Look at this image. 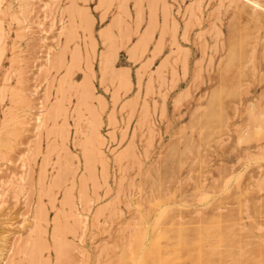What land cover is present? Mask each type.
<instances>
[{
    "label": "rangeland",
    "instance_id": "rangeland-1",
    "mask_svg": "<svg viewBox=\"0 0 264 264\" xmlns=\"http://www.w3.org/2000/svg\"><path fill=\"white\" fill-rule=\"evenodd\" d=\"M79 1L76 2L79 8H86L93 18L91 101L99 116L97 132L104 138L94 145L107 163L103 164L94 150L97 172L94 179L83 172L82 158L84 136L90 131L93 115L86 107L78 114L73 111L75 89L86 70L84 53L89 48L85 47L88 40L80 29L79 36L69 43L65 65L76 44L83 60L68 80L74 91L68 89L66 99L63 98L65 118L57 119L58 126L66 119L68 134L60 138L57 128L52 131V120L45 118L60 95L57 81L65 73V65L60 69L54 62L65 44L68 26L65 7L70 6V0H0V28H3L0 35L4 36H0L3 40L0 42V55L3 54L0 56V139L7 140L0 142V249L1 257L4 256L1 264H120L124 254L125 264H140L142 258L146 259L145 264H210L211 261L232 264L236 260L233 264L249 261L248 264L257 261L264 264V5L261 6L264 0H257L263 10L261 14L259 7L246 0H165V4L160 0L157 25L144 49H135V45L147 23V15L140 32L134 34L133 0L128 1V15H118L120 0L113 1L104 20H100V9L95 8L98 0ZM164 5L167 23L162 27ZM144 9L147 13L146 5ZM118 16H122V23L112 28L116 52L113 66L117 73L123 74V79H112L109 75L107 79L106 75L104 80L99 63L106 46L98 33L112 25ZM160 32H163L161 36ZM98 98L105 103L103 109ZM37 115L48 120L42 119L45 126L37 125ZM43 158H47L46 162ZM63 166L68 173L65 184L47 191ZM43 167L46 183L41 188ZM82 175H86L84 192L80 190ZM62 187L73 190V204L68 203L72 208L62 200L65 192ZM39 203L45 206L48 221L47 224L41 221L40 226L35 220ZM228 211L233 216L229 217ZM223 217L232 223L231 228L227 220L223 223ZM249 218L253 224H248ZM53 222L61 225L63 237L60 238L65 242L61 262L56 261L52 245ZM240 222L251 231L244 224L242 228ZM41 227L47 248L42 253L37 251L41 256L38 259H42L36 260L37 263L30 260L26 242L36 238V230L40 229L37 233H41ZM205 227H210L206 229L209 239L203 238L206 241L201 238L203 234L208 238L207 233L201 234ZM211 231L216 232L217 239H213ZM187 234L189 237L184 239ZM163 244L167 246L163 248ZM208 245L212 248L218 245L217 250L214 247L216 252ZM225 246L236 249L230 251ZM124 250L127 252L123 253ZM147 251L151 252L149 258L145 255ZM171 251L177 259L166 258V253L171 255Z\"/></svg>",
    "mask_w": 264,
    "mask_h": 264
},
{
    "label": "bare ground",
    "instance_id": "bare-ground-1",
    "mask_svg": "<svg viewBox=\"0 0 264 264\" xmlns=\"http://www.w3.org/2000/svg\"><path fill=\"white\" fill-rule=\"evenodd\" d=\"M3 1H5V0H3ZM79 1V0H78ZM78 1H76V2H78ZM88 1V0H87ZM113 1H114V3H115V0H98V3L96 4V6H95V8L96 9H100V20H104L106 17H107V15H108V13H109V6L110 5H112V3H113ZM119 1V0H118ZM117 1V2H118ZM128 1L129 0H120V2H119V4H118V12L120 11V13H118V15L119 14H126L127 13V15H128ZM131 1V0H130ZM134 1V8H135V11H134V14H135V18H134V22H135V29H134V34H137L138 32H140V28H141V24L144 22V20L146 19V15H147V23H146V25H145V27H144V29L142 30V32H141V35H140V37H139V39H138V42L136 41V45H135V49H140V48H142V49H144L145 48V46L148 44V42L151 40V38H152V35H153V32H154V30H155V28H156V25H157V12H156V10H157V5H158V2L160 1V0H133ZM231 1H233V0H231ZM230 1V2H231ZM235 1V0H234ZM236 1H238L239 2V0H236ZM235 1V2H236ZM246 1H250V3L251 4H253L254 6H257V8L259 7V10L261 9L260 7L262 6V5H264V3H262L261 2V6L259 5V3L260 2H258L257 0L255 1V0H246ZM76 2H75V0H70V6L68 7V6H66L65 8V10H66V13H67V19H68V26H66V31H67V33H66V38H65V44L63 45V47L61 48V50L56 54V57H55V62L54 63H56L57 65H58V67L60 68H62L64 65H65V60H66V53H67V50H68V48H69V43L71 42V41H73L75 38H77V35H78V33H79V29L82 31V33H83V36H84V39L86 38L87 40H88V42L87 41H85L84 42V44H86L85 45V47L87 46V47H89V48H87V52L86 53H84L85 55H84V62H85V67L84 68H86V70H85V72L83 73L84 75H83V77H82V79H81V81L77 84L78 86H77V89H75V94H74V96L77 94V96H76V105H75V108H73V111H75V113H80L81 111H83L82 110V108L83 107H86V111H88V113L90 112L92 115H93V117L91 118L92 119V124H91V128H90V131H89V133H88V135H86V137L84 136V138L86 139L85 141H84V143H83V150H82V153H83V168H84V170H83V172L85 171V172H87L88 173V177H90V179H94V177H96L97 175H96V173L97 172H95L96 171V169H95V167H94V165H95V163H96V159H95V156H93L94 154H95V151L94 150H96L97 151V155H99L100 156V158L99 159H101V161H102V163L103 164H105L104 162H105V158L106 157H103V155L101 154V152L99 151V149H98V146H96V145H94V143L95 142H97V144L98 143H101V138L102 137H100L99 136V132H97V126H98V118H99V116L97 115V110L96 109H94L93 108V106L94 105H92V90H94V89H92L94 86L91 84L92 82H91V76H92V73H93V71L94 70H92V65H91V57L93 56V53H94V39H93V34H92V24H93V18H92V15L88 12V10L85 8V9H83V8H79L80 6H78L77 4H76ZM80 2V1H79ZM82 2V1H81ZM86 2V1H85ZM238 2L236 3V4H238ZM3 3V2H2ZM68 3V2H67ZM83 3V2H82ZM162 3V2H161ZM166 2H165V0H163V4H165ZM229 3V2H228ZM232 3V2H231ZM69 4V3H68ZM194 4H196V3H194ZM234 4V3H233ZM249 4V3H248ZM250 4V5H251ZM146 5V8H147V13H146V11H145V9H144V6ZM197 5V4H196ZM231 5V4H230ZM245 5V4H244ZM249 5V6H250ZM253 5H251V6H253ZM197 6H199V5H197ZM196 6V7H197ZM235 6H237L236 8H238L239 6L238 5H235ZM0 7H1V5H0ZM68 7V8H67ZM85 7V6H84ZM87 7V6H86ZM191 7V6H190ZM189 7V8H190ZM200 7V6H199ZM247 7V6H246ZM89 8V7H88ZM241 8H243V10H244V8L245 7H241ZM240 8V9H241ZM251 8V7H250ZM253 8V7H252ZM251 8V9H252ZM255 8V7H254ZM257 8H255L256 9V11H257ZM194 9V8H193ZM245 9H247V8H245ZM1 10V9H0ZM9 10V9H8ZM46 10V9H45ZM97 10V11H98ZM166 10H167V7H165V5H164V7H163V11H164V13H163V21H162V27L163 26H166V21H167V12H166ZM190 10V12H189V14L191 13V8L189 9ZM199 10V9H198ZM250 10V9H249ZM244 11H247V10H244ZM261 11H263V10H260V14H261ZM255 12V11H254ZM253 12V13H254ZM130 13V12H129ZM199 13V12H198ZM47 14V13H46ZM169 14V13H168ZM256 14V13H255ZM11 15V14H10ZM130 15V14H129ZM191 15V14H190ZM201 15V14H200ZM248 15H250V14H248ZM259 15V14H258ZM14 16V15H13ZM123 16V15H122ZM122 16H118L116 19L115 18H112L111 20H113V19H115V20H113L114 22L112 23V25L110 24L109 26H107L105 29H102V30H100V33H98L99 34V36H100V40L102 39V42L105 44V46H106V50L102 53V54H100L101 55V58H100V74H101V77L103 78V77H105L106 75H107V79H108V75H109V77L110 78H112V79H116L117 77L120 79V77H122V79H123V74H121V73H117L116 72V70H114V61H115V59H116V52H114V49H115V41H114V32H113V30H112V28H113V26H115V27H119L120 25H121V23H122ZM192 16H194V15H192ZM257 16V15H256ZM261 16V15H260ZM114 17V16H113ZM127 17V16H126ZM129 17V16H128ZM189 17V16H188ZM198 17V16H197ZM259 17V16H258ZM262 17V16H261ZM11 18H13V17H11ZM260 18V17H259ZM263 18V17H262ZM126 19V18H125ZM257 19V18H256ZM127 20V19H126ZM259 20V19H258ZM127 22V21H126ZM126 22H123V24L125 25V23ZM231 23V22H230ZM1 25V24H0ZM128 25V24H127ZM1 27V26H0ZM63 27V26H62ZM62 27H60L61 29H62ZM123 27V26H122ZM161 27V28H162ZM127 27L125 26V29H126ZM164 28H166V27H164ZM1 29H3V28H0V31H1ZM123 29V28H122ZM132 29V28H131ZM176 29V28H175ZM186 29V28H185ZM64 30V29H63ZM124 30V29H123ZM129 30V29H128ZM161 30H163V28L161 29ZM3 31V30H2ZM1 31V32H2ZM5 31V30H4ZM131 31V30H130ZM186 31V33H187V30H185ZM6 32V31H5ZM65 32V31H64ZM131 32H133V31H131ZM166 32V31H165ZM124 33V32H123ZM163 32H160V36H161V34H162ZM8 35V34H7ZM115 35H116V33H115ZM118 35H119V33H118ZM1 37H2V35H0ZM79 36V35H78ZM1 37H0V42H2L1 41ZM4 37V36H3ZM2 37V38H3ZM7 37H9V36H7ZM128 37V39H129V37L130 36H127L126 35V37L125 38H127ZM117 38V37H116ZM124 38V37H123ZM161 38V37H160ZM121 39V38H120ZM120 39H118V40H120ZM128 41V40H127ZM158 41H160V39L158 40ZM5 42H6V40H5ZM75 42V41H74ZM122 42H123V40H122ZM121 42V43H122ZM125 42V41H124ZM123 42V43H124ZM87 43H88V45H87ZM118 43V42H117ZM122 43V44H123ZM159 43V42H158ZM157 43V44H158ZM120 44V43H119ZM125 44V43H124ZM1 45V44H0ZM103 45V44H102ZM74 46V45H73ZM121 47V46H120ZM119 47V48H120ZM155 48L157 49V47L155 46ZM8 49H9V47H8ZM70 49V48H69ZM160 49V48H159ZM0 50H1V47H0ZM4 50H6V49H4ZM133 50V49H132ZM115 51H117V50H115ZM131 51V50H130ZM134 51V50H133ZM158 52H159V50H158ZM70 53V56H69V60H68V63L65 65V73H64V75H62V78L60 79V81H59V79H58V85H57V87L58 88H56L57 90H58V92L60 93V95H59V97H57V99L54 101V103L51 105V107H49V111H48V113H47V115H45V118H48L49 119V121L50 120H52V125L51 126H53V129H52V131H54L56 128H57V130L60 132V138H64L62 135H64V136H66V134H68V132H67V126H66V124L68 123V122H66V119L64 120V118H65V116H64V114H65V112L67 113V111H65L66 110V107H64V105H63V102H64V100L66 99V98H64V96L66 95V93L68 92V89H70V90H73V88L71 89V85H70V83H69V81L68 80H70L69 78H70V76H72L73 74V70H74V68L76 69V67H77V65L78 64H80L81 62V60H83L82 58H83V54H82V51H81V49H80V47H79V44L77 45H75L72 49H71V51L69 52ZM95 54V53H94ZM133 54H134V52H133ZM3 55V54H2ZM2 55H0V56H2ZM5 55V54H4ZM66 57V58H65ZM100 57V56H99ZM1 58L2 57H0V61H1ZM52 60H54L53 58H52ZM52 60H51V62H52ZM49 62H50V60H49ZM50 62V63H51ZM83 62V61H82ZM49 63V64H50ZM53 63V62H52ZM164 63V62H163ZM1 64V63H0ZM185 64V63H184ZM54 65V64H53ZM161 65H163V64H161ZM1 66V65H0ZM184 66V65H183ZM57 67V66H56ZM79 67V66H78ZM60 68V69H61ZM184 68V67H183ZM7 75V74H6ZM10 75V74H9ZM5 79H6V77H5ZM104 79V78H103ZM102 79V80H103ZM118 79V80H119ZM7 80H9V78L7 79ZM72 80V79H71ZM104 80H106V79H104ZM104 80H103V82H104ZM101 81V80H100ZM111 81V80H110ZM4 82V81H3ZM102 82V83H103ZM109 82V81H108ZM8 83V82H7ZM5 84V83H4ZM106 84V83H105ZM126 84V83H125ZM73 85H76L75 84V82H74V84ZM121 85V84H120ZM2 86V85H1ZM5 86H6V84H5ZM93 86V87H92ZM106 86V85H105ZM123 87V86H122ZM75 88V87H74ZM1 89V88H0ZM5 88H3V90H4ZM55 89V90H56ZM57 90H56V92L55 93H57L58 94V92H57ZM5 91V90H4ZM74 91V90H73ZM72 92V91H71ZM4 93V92H3ZM70 93V92H69ZM57 94H55V98H56V95ZM117 94V93H116ZM113 96V95H112ZM69 97H70V94H69ZM97 98V96H94V98ZM116 97V96H115ZM63 98H64V100H63ZM69 99V98H68ZM115 99H117V98H115ZM98 104H99V107H100V109H103V107H104V101L101 99V98H98ZM65 108V109H64ZM98 109V108H97ZM45 113V114H46ZM6 114V113H5ZM41 114V113H40ZM39 114V115H40ZM99 114V113H98ZM39 115H37V117H36V120L35 121H37V125H39L40 126V124H42L44 121H42V119L43 118H41L42 117V115H41V117L39 116ZM92 115H90V116H92ZM68 116V115H67ZM74 116V115H73ZM110 116V115H109ZM7 117V116H6ZM62 118V117H64L63 118V120L64 121H62L61 122V126H58L57 125V119H59V118ZM142 117V116H141ZM94 118V119H93ZM143 118V117H142ZM35 119V118H34ZM111 119V118H110ZM43 120H45L46 122H48V120L47 119H43ZM145 120V119H144ZM89 121V120H88ZM111 121H113V120H111ZM110 121V122H111ZM140 122V121H139ZM143 122V121H142ZM224 122V121H223ZM90 123H91V121H90ZM45 123H43L42 125H44ZM101 124V123H100ZM69 125V124H68ZM4 126V125H3ZM45 126V125H44ZM87 126H88V124H87ZM89 126H90V124H89ZM100 126V125H99ZM99 126H98V128H99ZM50 129L52 128V127H49ZM5 129V128H4ZM89 129V128H88ZM86 130V129H85ZM46 131H48V130H46ZM76 131V130H75ZM6 132H8V131H6ZM5 132V133H6ZM56 132V131H55ZM55 132H54V134H55ZM81 132H82V130H81ZM81 132H77V133H81ZM262 132V131H261ZM75 133V132H74ZM53 134V135H54ZM255 134V133H254ZM7 135V133L5 134V135H3L4 137ZM47 136H49L48 135V133H47ZM57 136H58V134H57ZM68 136V135H67ZM3 138V137H2ZM6 138V137H5ZM4 138V139H5ZM65 138H67L68 139V137H65ZM102 139H104V138H102ZM76 140V139H75ZM2 141H5V140H1L0 139V142H2ZM54 141V140H53ZM66 141V140H65ZM79 141V140H78ZM81 141V140H80ZM6 143H7V140L5 141ZM103 142V141H102ZM5 143V144H6ZM50 143V142H49ZM52 143V142H51ZM54 143V142H53ZM52 143V144H53ZM78 143H80V142H78ZM3 144V143H2ZM51 144V145H52ZM64 144V143H63ZM104 144V143H103ZM103 144H101V146L103 145ZM1 145V144H0ZM50 145V146H51ZM48 147H49V145H48ZM54 147H56L55 145H54ZM47 148V147H46ZM100 148V147H99ZM51 149V148H50ZM48 150V149H47ZM37 151V150H36ZM39 151V150H38ZM125 152H127V149L125 150ZM48 152H46V154H47ZM120 153V152H119ZM120 156V155H119ZM45 157V156H44ZM47 157V156H46ZM50 158V157H49ZM60 158V157H59ZM65 158H66V160L65 161H68L67 160V157L65 156ZM33 159V158H32ZM47 159V158H46ZM45 159V160H46ZM97 159H98V157H97ZM120 159H122L121 157H120ZM119 159V160H120ZM44 160V158H43V161H45ZM61 160V159H60ZM64 160V159H63ZM78 160V159H77ZM116 160H118V159H116ZM42 161V163H44ZM49 161V160H48ZM65 161H64V163H65ZM46 162V161H45ZM60 162V161H59ZM118 162V161H117ZM63 163V162H62ZM66 163H69V162H66ZM47 164H48V162H47ZM60 164V163H59ZM101 164V163H100ZM107 164V163H106ZM105 164V165H106ZM61 166L63 165V164H60ZM65 165V164H64ZM44 166H45V163H44ZM60 166V167H61ZM102 166V165H101ZM64 167V166H63ZM66 167H64V169L63 170H61V172H59L58 174H57V172H56V176L53 178V181H51V184H50V182H49V184H50V186H49V184L48 185H46L48 188V190L47 191H52L53 190V188H61V186L63 185V184H65V175H67L66 174V169H65ZM67 168H68V165H67ZM77 168V167H76ZM104 168V167H103ZM102 168V169H103ZM58 169H59V166H58ZM68 170V169H67ZM58 171V170H57ZM73 171V170H72ZM74 172V171H73ZM84 172V173H85ZM103 173V172H102ZM221 176V175H220ZM72 177H74V176H72ZM85 177H86V175H82V178H81V181H80V187H81V189L80 190H82L83 192L84 191H87V190H85V189H87V187H86V180H85ZM44 178H45V169H44V167L41 169V177H40V183H39V185H40V187L41 188H44L45 187V183H44ZM47 178V177H46ZM73 179H75V178H73ZM93 181V180H92ZM96 181V180H95ZM75 182V181H74ZM261 182V181H260ZM262 182H264V179L262 180ZM258 185H259V183H257ZM263 184V183H262ZM65 186V185H64ZM1 187V186H0ZM72 187V186H71ZM71 187H68L67 188V190L66 189H64L63 187V191H65L64 192V196H63V201H64V204L65 203H67V205H69V204H73V202H72V200H73V194H72V191H71ZM256 188H257V186H255ZM59 188V189H60ZM258 188H259V186H258ZM5 189V188H4ZM43 190V189H42ZM46 191V190H45ZM56 191V190H55ZM1 192V191H0ZM42 192V191H41ZM43 193H44V191H43ZM79 193H81V192H79ZM87 193V192H86ZM86 193L84 194V195H86ZM1 194V193H0ZM44 194H46V193H44ZM48 194V193H47ZM248 194V193H247ZM3 195V194H2ZM83 195V194H82ZM55 196V195H54ZM53 196V197H54ZM50 197H51V195H50ZM81 198V197H80ZM54 199H56L55 197H54ZM54 199H53V201H54ZM62 201V202H63ZM83 201V200H82ZM230 201V200H229ZM52 202V201H51ZM85 202V201H84ZM2 203V202H1ZM54 203H55V201H54ZM69 203V204H68ZM71 204V205H72ZM54 204H52V206H53ZM63 205V204H62ZM70 206V205H69ZM254 206V205H253ZM43 207H45L42 203H39V205L37 206V208H36V211H35V220L38 222V224L37 225H39V223H41V221H43V223H45L46 221H47V219H46V214H47V212L45 213V209L43 208ZM63 207V206H62ZM71 207V206H70ZM73 207V206H72ZM71 207V208H72ZM151 208V207H150ZM243 208V207H242ZM244 209H245V207H244ZM152 210H153V208H152ZM151 211V210H150ZM63 212V211H62ZM230 214V216L229 217H231V215H232V211H228ZM242 212V211H241ZM222 213V212H221ZM236 213H237V211H236ZM240 213V212H239ZM63 214H64V212H63ZM228 213H226V216H228L227 215ZM235 214V213H234ZM263 214H264V212H263ZM221 216L223 215V214H220ZM261 215H262V213H261ZM57 216H58V214H57ZM66 216L67 215H65L64 217L66 218ZM233 216V215H232ZM235 216H239L238 214H236ZM234 216V217H235ZM252 215H250V217H251ZM63 217V216H62ZM241 217V216H240ZM255 217V216H254ZM264 217V216H263ZM262 217V218H263ZM57 218V217H56ZM65 218H63V219H65ZM215 218V217H214ZM217 218V217H216ZM215 218V219H216ZM226 218V217H225ZM236 218V217H235ZM238 218V217H237ZM62 219V220H63ZM77 219V218H76ZM215 219H214V222L216 223V221L219 219V217L217 218V220L215 221ZM241 219V218H240ZM250 220H251V218H249ZM252 219H253V216H252ZM259 219V218H258ZM264 219V218H263ZM73 220V219H72ZM222 220H223V223L227 220V224H229V219H225V221H224V217L222 218ZM222 220H221V222H222ZM232 220H235L236 221V219H233L232 218ZM238 220V219H237ZM254 220V219H253ZM262 220V219H261ZM40 221V222H39ZM57 221V220H56ZM60 221V220H59ZM83 221V220H82ZM81 220L79 221V222H82ZM231 221V220H230ZM239 221V220H238ZM241 221H242V219H241ZM256 221V220H255ZM254 221V222H255ZM48 222V221H47ZM47 222H46V224H47ZM64 222V221H63ZM219 222V221H218ZM253 221L251 220V223H248V224H253L252 223ZM262 222H263V220H262ZM36 223V222H35ZM42 223V224H43ZM53 223H55V222H53ZM57 223H60V222H58L57 221ZM57 223H55L54 225H53V229H52V233H51V237H52V245H53V247H54V249H55V251H56V256H57V259H56V261L58 260V261H60L61 262V260H62V257H63V254H64V252L62 251V244L64 243L65 244V242H62L63 240L60 238V236L62 235L61 233H62V231H61V229H60V226H58V224ZM236 223H239V222H236ZM241 223V222H240ZM257 223V222H256ZM46 224H45V226H46ZM64 225H65V222L63 223ZM230 224H232V223H230ZM228 225V227H230L231 225ZM234 225H235V223H233ZM244 224V223H243ZM243 224L241 223V225H242V228H243ZM41 225V224H40ZM39 225V226H40ZM188 226H189V224H187ZM238 224H236V228L238 227L237 226ZM245 225V227L247 226L246 224H244ZM256 224L254 223V226H255ZM257 225H258V223H257ZM39 226H37L38 228H39ZM192 226H193V224H192ZM197 226V225H196ZM195 226V227H196ZM208 226V225H207ZM219 226V225H218ZM223 226V225H222ZM251 226V225H250ZM64 227H66V226H64ZM73 227V226H72ZM75 227V226H74ZM73 227V228H74ZM174 227V226H173ZM187 227V226H186ZM195 227H193V228H195ZM201 227H203L204 228V226H201ZM200 227V228H201ZM226 227V226H225ZM224 227V228H225ZM232 227V226H231ZM230 227V228H231ZM249 227V226H248ZM248 227H246V230L248 229ZM259 227V226H258ZM172 228V227H171ZM198 228V227H197ZM209 229L210 227H205V230L206 229ZM229 228V229H230ZM252 228V227H251ZM256 228V227H255ZM41 229L43 230V227H41ZM45 229H46V227H45ZM67 229H68V227H67ZM69 229H71V231L73 230L71 227L69 228ZM168 229V228H167ZM173 229V228H172ZM202 229V228H201ZM218 229H220V228H218ZM222 229H223V227H222ZM228 229V228H227ZM228 229V230H229ZM233 229H234V226H233ZM259 229V228H258ZM258 229H256V230H258ZM41 230V233H37L38 231H40V229H38V231L36 230V234H37V236H36V238L35 237H33V239H31V240H28V242H26V248H28V250H29V252H28V255H30V260L31 261H34L35 260V262H37L36 260H38V262L40 261V260H42V259H38L39 257H41L39 254H38V250H41V253H42V250L43 249H46L47 248V241H46V238L44 237L45 235H43L44 233V230L42 231ZM187 230H188V227H187ZM187 230H186V232H187ZM198 229H196V231H197ZM204 230V229H203ZM204 230V232H202L201 233V231L202 230H200V233L201 234H203V233H207L206 234V236L208 237V238H206V237H204V234H203V237H201L202 239L203 238H205V239H209V236H210V234H209V230H206L205 231ZM232 230V229H231ZM239 230V229H238ZM245 229H242V231H244ZM246 230H245V232H246ZM248 230H250L251 231V229H248ZM252 230H253V228H252ZM256 230H254V231H256ZM260 230V229H259ZM46 231V230H45ZM65 232H66V230H64ZM169 232H171L172 230H168ZM190 231H192V229H190ZM189 231V232H190ZM195 231V230H194ZM195 231V232H196ZM217 231V230H216ZM227 230H225V232H226ZM230 231V230H229ZM228 231V232H229ZM237 231V230H236ZM263 231V230H262ZM73 232V231H72ZM174 232V231H173ZM181 232V231H180ZM183 232V231H182ZM211 232H213V233H211V234H213V239L214 238H216V236L214 237V235H215V231H211ZM215 232V233H214ZM221 233H223L222 231H220ZM220 232H219V234H220ZM227 232V233H228ZM233 232H234V230H233ZM249 232V231H248ZM247 232V233H248ZM165 233H168V232H165ZM164 233V236L165 235H167V234H165ZM178 233V232H177ZM192 233V232H191ZM197 233V232H196ZM200 233H198V234H200ZM229 233H231V231L229 232ZM251 233V232H250ZM46 234V233H45ZM134 234V233H133ZM169 234V233H168ZM190 234V233H189ZM197 234V235H198ZM200 234V235H201ZM209 234V235H208ZM236 234V233H235ZM234 234V235H235ZM242 234H244V233H242ZM241 234V236L243 237V235ZM262 234V233H261ZM263 234H264V232H263ZM176 235V234H175ZM181 235V234H180ZM188 235V234H187ZM216 235H218V234H216ZM220 235H222V234H220ZM224 235H226V234H223V237H225ZM229 235H231V234H229ZM236 235H238V234H236ZM257 235V234H256ZM179 236V235H178ZM202 236V235H201ZM219 236V235H218ZM244 236H246V235H244ZM248 236V235H247ZM61 237H63V236H61ZM182 237V236H181ZM181 237H179V238H181ZM186 237H189V235L188 236H185V237H183L184 239H186ZM223 237H222V239H223ZM234 237V236H233ZM236 237V236H235ZM31 238V237H30ZM182 238V239H183ZM200 238V239H201ZM211 238H212V235H211ZM219 238V237H218ZM226 238H227V236H226ZM239 238V237H238ZM245 238H247L248 239V237H245ZM253 238H254V236H253ZM258 238V237H257ZM256 238V236H255V239L258 241L259 239H257ZM263 238V237H262ZM261 238V239H262ZM182 239H180L181 241H182ZM217 239V238H216ZM228 239V238H227ZM241 239V238H240ZM249 239H252V237L250 238L249 237ZM204 240V239H203ZM202 240V241H203ZM212 240V239H211ZM221 240V239H220ZM226 240V239H225ZM224 240V241H225ZM229 240V239H228ZM156 241H157V239H156ZM156 241L154 242L155 243V245H156ZM187 241V240H186ZM189 241V240H188ZM204 241H206V240H204ZM203 241V242H204ZM213 241H215V240H213ZM217 241V240H216ZM249 241V240H248ZM153 242V241H152ZM184 241H182L181 243H183ZM212 241H210V243H209V245L210 244H212L211 243ZM218 242H219V240H218ZM221 242H223V240L221 241ZM229 242V241H228ZM235 242V241H234ZM234 242H233V244H234ZM236 242H238L239 243V241H238V239H237V241ZM244 243L246 242V241H243ZM252 242H254V241H252ZM251 242V243H252ZM261 242H263V241H261ZM131 243V242H130ZM158 243H160V242H158ZM177 244H178V242H176ZM180 243V244H181ZM189 243V242H188ZM207 243H208V241H207ZM214 243V242H213ZM226 243H227V241H226ZM231 243V242H230ZM238 243H237V245H238ZM133 244V243H132ZM153 244V243H152ZM179 244V245H180ZM215 244V243H214ZM218 244V243H217ZM221 245H222V243H220ZM220 244H218L219 246H220ZM225 244V243H224ZM248 243L246 242V244L245 245H247ZM255 244H256V242H255ZM258 244V243H257ZM263 244V243H262ZM164 245V244H163ZM163 245H161V248H162V246ZM173 245L174 244H172V247H173ZM185 245V244H184ZM187 245V244H186ZM208 245V246H209ZM218 245H214L213 246V248L215 247H217ZM228 245V244H227ZM241 245H242V242H241ZM253 245V244H252ZM259 245V244H258ZM157 246H158V244H157ZM165 246H167V245H164L163 246V248L165 247ZM168 246H170L169 244H168ZM177 248H178V245H175ZM180 246H183V245H180ZM212 246V245H211ZM233 246V245H232ZM248 246H250V244L248 245ZM247 246V247H248ZM256 246V245H255ZM13 247V246H12ZM156 247V246H155ZM210 247V246H209ZM222 247V246H221ZM221 247H219V248H221ZM226 247V246H225ZM224 247V248H225ZM231 247V246H230ZM237 248H238V246H236ZM246 247V246H245ZM150 248V247H149ZM182 248V247H181ZM212 247H210V249H211ZM212 248V249H213ZM215 248H214V250H215ZM226 248H229L228 246L226 247ZM232 248V247H231ZM231 248H229L230 249V251H231ZM233 248H235V246L233 247ZM233 248H232V250H233ZM241 248H243L242 246L240 247V249ZM249 248V247H248ZM252 248V247H251ZM13 249V248H12ZM11 249V250H12ZM146 249L149 251V249L146 247ZM156 249V248H155ZM168 249V248H167ZM171 249H173V248H171ZM176 249V248H175ZM212 249H211V251H212ZM236 249V248H235ZM255 249V248H254ZM166 250V249H165ZM180 250V249H179ZM216 250H217V248H216ZM216 250H215V252H216ZM239 250V249H238ZM242 250V249H241ZM243 250H244V248H243ZM242 250V251H243ZM246 250H248L247 248H246ZM262 250V249H261ZM8 251V250H7ZM13 251V250H12ZM145 252L146 254V257H148L149 258V254H150V256H151V252ZM157 251H158V249H157ZM175 251H177V250H175ZM211 251H209V252H211ZM230 251H227V252H230ZM258 251V250H257ZM11 252V251H10ZM40 252V251H39ZM125 252V250L123 251V253ZM127 252V251H126ZM125 252V253H126ZM153 252V251H152ZM167 252V251H166ZM202 252V251H201ZM208 252V251H207ZM217 252H219V253H221L222 251L221 250H219V251H217ZM226 252V253H227ZM238 252V251H237ZM241 252V251H240ZM246 252V251H245ZM15 253V252H14ZM13 253V254H14ZM122 253V254H123ZM178 253V252H177ZM202 253H204V252H202ZM214 252H212V254H213ZM225 253V254H226ZM252 253V252H251ZM251 253H250V255H251ZM254 253V252H253ZM257 253V252H256ZM259 253V252H258ZM11 254V253H10ZM10 254H9V256H10ZM167 254V256H166V258L168 257H170L171 259H172V257H174L175 255H173L172 256V251H171V255H169L168 253H166ZM174 254H176V253H174ZM178 254H180V252L178 253ZM190 254V253H189ZM205 254V253H204ZM215 254H217V253H215ZM214 254V255H215ZM222 254H223V252H222ZM224 254V255H225ZM230 254V253H229ZM236 254V253H235ZM240 254V253H239ZM242 254H246V253H242ZM262 254V253H261ZM156 255V254H155ZM169 255V256H168ZM177 255V254H176ZM184 255V254H183ZM192 255H194V254H192ZM206 255H207V253H206ZM211 255V254H210ZM209 255V256H210ZM219 255V254H218ZM256 255H258V254H256ZM263 255V254H262ZM129 256V255H128ZM143 256V255H142ZM161 256H162V254H161ZM172 256V257H171ZM181 256V255H180ZM201 256V255H200ZM208 256V255H207ZM227 256V255H226ZM232 256V255H231ZM239 256V255H238ZM245 256H249V255H245ZM6 257V256H5ZM8 257V256H7ZM124 257H125V254H124ZM124 257L123 258H121V260H120V262H118V263H120V264H125L127 261L124 259ZM145 257V256H144ZM156 257V256H155ZM160 257V256H159ZM178 257V256H177ZM190 257H192V259L193 258H195V257H193V256H190ZM220 257H221V255H220ZM223 257V256H222ZM221 257V258H222ZM240 257H244V256H240ZM250 257V256H249ZM262 257V256H261ZM8 258H10V257H8ZM7 258V259H8ZM128 258H130V257H128ZM128 258H126V259H128ZM162 258H163V256H162ZM167 258V259H168ZM175 258H176V256H175ZM174 258V259H175ZM182 258V257H181ZM181 258H180V260H177V261H181ZM199 258V257H198ZM206 258V257H205ZM208 258V257H207ZM213 258H214V256H213ZM212 258V259H213ZM224 258V257H223ZM229 258V257H228ZM244 258H246V257H244ZM243 258V259H244ZM248 258V257H247ZM251 258V257H250ZM3 259H4V256H3V258L1 257V249H0V264L3 262ZM143 259V261L140 263V264H145V261H146V259H144V258H142ZM164 260H165V257L163 258ZM173 259V260H174ZM177 259V258H176ZM175 259V260H176ZM183 259V258H182ZM187 259V258H186ZM196 259V258H195ZM203 259H204V257H203ZM227 259V258H226ZM233 259V258H232ZM238 259H239V257H238ZM254 259H256V258H254ZM162 260V259H161ZM174 260V261H175ZM200 260H202V258L200 259ZM208 260V259H207ZM228 260H230V259H228ZM227 260V261H228ZM240 260V259H239ZM238 260V261H239ZM245 260V259H244ZM248 260V259H247ZM251 260V259H250ZM258 260V259H257ZM10 261V260H9ZM165 261H167V260H165ZM169 261H171V260H169ZM176 261V262H177ZM189 261V260H188ZM215 261V260H214ZM231 261V260H230ZM256 261V260H255ZM37 262V263H38ZM161 262V261H160ZM175 262V263H176ZM183 262V261H182ZM182 262H180V263H182ZM203 262V261H202ZM205 262H207L206 260H205ZM219 262V261H218ZM217 262V263H218ZM229 262V261H228ZM227 262V263H228ZM234 262H236L237 263V260L236 261H233V263ZM244 262V261H243ZM245 262H248V261H245ZM244 262V263H245ZM250 262V261H249ZM248 262V263H249ZM5 263V262H4ZM58 262H56L55 264H57ZM129 263V262H128ZM167 263V262H166ZM196 263V262H195ZM208 263H210L209 262V260H208ZM214 264H216V262H213ZM222 263H224L223 261H222ZM226 263V262H225ZM224 263V264H225ZM232 263V264H233ZM239 263V262H238ZM247 263V264H248ZM258 263V261L256 262V264ZM8 264H9V262H8ZM12 264H14V262L12 263ZM167 264H170V263H167ZM172 264V263H171ZM191 264V263H190ZM202 264V263H201ZM210 264H212V261H211V263ZM229 264H231V263H229ZM240 264H241V262H240Z\"/></svg>",
    "mask_w": 264,
    "mask_h": 264
}]
</instances>
